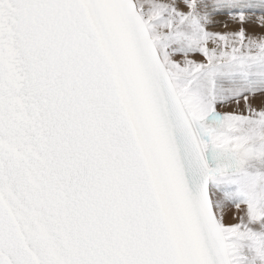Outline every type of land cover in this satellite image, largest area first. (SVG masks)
I'll return each instance as SVG.
<instances>
[{"label":"snow or ice","instance_id":"snow-or-ice-1","mask_svg":"<svg viewBox=\"0 0 264 264\" xmlns=\"http://www.w3.org/2000/svg\"><path fill=\"white\" fill-rule=\"evenodd\" d=\"M0 264H264V0H0Z\"/></svg>","mask_w":264,"mask_h":264}]
</instances>
